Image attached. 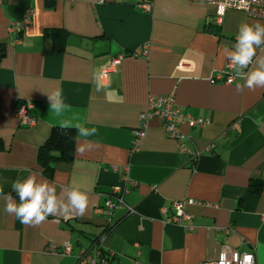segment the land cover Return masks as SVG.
Instances as JSON below:
<instances>
[{
  "label": "crops",
  "instance_id": "crops-1",
  "mask_svg": "<svg viewBox=\"0 0 264 264\" xmlns=\"http://www.w3.org/2000/svg\"><path fill=\"white\" fill-rule=\"evenodd\" d=\"M29 10L32 21L20 35L10 34L9 25ZM243 22L264 24L236 9L219 22L216 5L199 0H153L150 12L137 0L0 3V186L11 192L15 179L35 174L58 191L73 183L90 189L84 216L53 215L38 226L5 213L0 201V264H77L81 251L102 236L112 264H201L216 260L224 244L254 251L264 264V88L239 91L238 78L209 81L225 69L224 48ZM143 46L146 55H133ZM119 55L101 80V68ZM55 89L65 105L60 113L47 94ZM169 94L182 113L210 124L178 125L184 151L154 117L135 146L150 98ZM26 102L33 126L21 125L16 115ZM64 123L97 133L79 137L76 131L74 158L45 173L38 150ZM127 178L125 204L97 213ZM185 199L195 201L185 206L191 218L175 223L173 202ZM66 242L70 253L63 252Z\"/></svg>",
  "mask_w": 264,
  "mask_h": 264
},
{
  "label": "built area",
  "instance_id": "built-area-1",
  "mask_svg": "<svg viewBox=\"0 0 264 264\" xmlns=\"http://www.w3.org/2000/svg\"><path fill=\"white\" fill-rule=\"evenodd\" d=\"M6 0H0L4 3ZM103 1V0H98ZM203 4H214L217 7V16L219 22L229 9H236L245 12L248 16L264 20V0H199ZM137 4L145 12H150L153 7V0H137ZM33 10H29L26 17L21 21H14L9 25V33L15 36L20 35L25 26L32 21ZM16 37L15 42H18ZM147 46L137 48L133 51V55H146ZM123 56L119 55L113 57L106 66L100 70L99 77L104 80L109 76V73L117 66ZM185 64H181L183 68ZM232 80L229 83V80ZM234 78V69L227 61L226 67L223 70H215L209 78L211 83L223 82L232 84L236 81ZM30 102L21 103L16 108V115L21 121L23 126H33L36 120L30 114ZM154 117L159 118L163 128L169 137L176 139L180 142L182 150L187 151L186 138L178 129L180 123L189 125L190 127L202 128L210 124V121L202 116H193L189 113H182L181 109L175 105L174 94L154 96L149 100L148 110L142 112L139 116V126L134 131V144L135 146L146 136L147 125ZM117 169V168H116ZM118 170V169H117ZM127 183H131L128 178L125 182L115 185L112 188V199H108L105 204L97 208V213L110 214L118 206L124 205V196L128 191ZM135 184L134 182H132ZM192 199L177 200L173 202L175 213L172 216V221L175 223H182L191 218V215L186 212V204H194ZM225 231L229 233L231 228H226ZM105 236L99 238L90 248L81 251L78 256L77 264H112L111 256L108 254L105 247ZM63 252L70 253L72 251V244L66 242L63 244ZM51 251H57L55 246H50ZM221 257H223L224 264H257L256 253L254 251H240L228 244L221 246L219 256L216 260L202 262L201 264H220Z\"/></svg>",
  "mask_w": 264,
  "mask_h": 264
},
{
  "label": "clouds",
  "instance_id": "clouds-1",
  "mask_svg": "<svg viewBox=\"0 0 264 264\" xmlns=\"http://www.w3.org/2000/svg\"><path fill=\"white\" fill-rule=\"evenodd\" d=\"M224 52L234 69V78L243 80V84L236 86L239 91L264 88V24L241 23L235 42L230 47L225 46ZM47 94L51 108L60 113L65 107L60 90L55 89ZM61 126L73 127L68 123ZM74 127L79 137L94 136L97 133L95 127L86 128L81 124ZM84 150V146L78 148L79 152ZM88 191L90 189L86 191L78 183L58 191L54 183L39 180L35 174H30L23 179H15L11 184V192L5 193L0 186V201H3L5 213L14 215L25 225L38 226L53 215L65 219L84 216L89 206ZM220 264H224L223 257Z\"/></svg>",
  "mask_w": 264,
  "mask_h": 264
},
{
  "label": "trees",
  "instance_id": "trees-1",
  "mask_svg": "<svg viewBox=\"0 0 264 264\" xmlns=\"http://www.w3.org/2000/svg\"><path fill=\"white\" fill-rule=\"evenodd\" d=\"M65 35H68L63 31ZM3 48H0V53ZM76 141V130L73 128L55 127L49 138L38 150V162L45 173L53 170L57 161H70L74 158ZM260 185L257 184L255 191L259 192Z\"/></svg>",
  "mask_w": 264,
  "mask_h": 264
}]
</instances>
